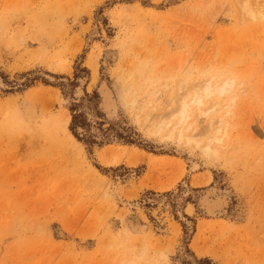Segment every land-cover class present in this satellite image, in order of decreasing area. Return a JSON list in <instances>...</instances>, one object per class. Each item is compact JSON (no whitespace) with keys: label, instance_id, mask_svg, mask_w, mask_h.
I'll list each match as a JSON object with an SVG mask.
<instances>
[{"label":"rangeland","instance_id":"rangeland-1","mask_svg":"<svg viewBox=\"0 0 264 264\" xmlns=\"http://www.w3.org/2000/svg\"><path fill=\"white\" fill-rule=\"evenodd\" d=\"M246 1L0 0V264H264V16ZM212 76L234 80L220 151L150 132L148 92L159 113Z\"/></svg>","mask_w":264,"mask_h":264},{"label":"bare ground","instance_id":"bare-ground-1","mask_svg":"<svg viewBox=\"0 0 264 264\" xmlns=\"http://www.w3.org/2000/svg\"><path fill=\"white\" fill-rule=\"evenodd\" d=\"M251 3L249 0L243 2L240 8L242 15L251 19L262 18L264 16V0H254ZM92 69L93 74H95L96 64H92ZM233 85V79H218L216 76L197 81H186L184 78H181L175 85V95L168 96L169 99L167 98L166 100L167 102L170 101V103L172 101V104L169 103L168 106H164L157 113L161 89H154L148 92V96L144 94L146 96L145 100L141 102L142 104L138 102L139 109H141L142 105L150 107L145 118L150 122V132H164L165 129H168L170 137L173 135L178 139L187 137V142H189L191 135H186V133L188 129H191L192 132L197 131L199 137H201L200 139H202L200 142H204L206 150L213 149L215 152H218L219 149L216 146L222 145L227 125V121L218 113L222 110L226 112L230 111L231 104L234 102L231 92ZM162 89L167 93L169 85L165 84ZM225 95H229V98H222L218 102V98ZM209 99V105L205 106ZM194 114L195 116H193ZM199 124L200 129L197 130ZM69 138L74 141L71 135H69ZM120 148L125 149L127 147L123 146ZM171 185H173V182L168 186ZM214 207L215 205L211 204L210 208ZM196 252L198 253L197 250ZM129 264H131V261H129Z\"/></svg>","mask_w":264,"mask_h":264}]
</instances>
